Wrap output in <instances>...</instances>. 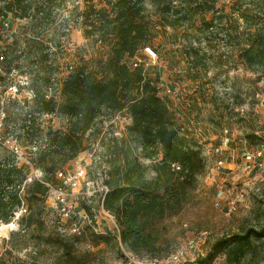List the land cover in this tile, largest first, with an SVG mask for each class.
<instances>
[{"label": "rangeland", "instance_id": "374dc122", "mask_svg": "<svg viewBox=\"0 0 264 264\" xmlns=\"http://www.w3.org/2000/svg\"><path fill=\"white\" fill-rule=\"evenodd\" d=\"M105 2L94 0L93 4L103 8ZM3 6L4 0H0V63L7 74L5 81L16 84L18 94L5 107L7 119L2 122L1 134L8 148L15 142L26 150L28 144L15 140L24 116L42 125L43 132L51 122L63 123L59 115H40L37 111L27 114L34 95H58L70 71L101 62L106 47L85 35L83 30L89 27L81 24L79 15L70 18L75 8L83 10L82 0L48 2L42 8L43 19L37 18L36 22L29 18L12 21L10 17V34L1 31ZM142 6L144 19L151 20L152 28L127 61H140L153 79H161L171 87L169 93L162 87L158 95L167 99L176 124L185 129L179 137L197 155L182 173L172 175L164 195V213H153L145 219L148 243L134 252L139 257L163 259L182 249L186 256L192 252L196 256L188 264H235L227 260V247L211 261L199 260L217 240L251 231L249 245L238 264H264V233L254 236L264 225V80L245 70L232 52L224 31L226 15L232 9L230 0H218L206 15L212 24L204 33L172 27L148 0ZM188 45L205 60L204 67L197 65L188 71L187 60L191 59L184 55ZM144 47L154 50V59L144 54ZM231 54L237 61L227 62ZM127 116L126 110L101 108L95 120L98 132L90 129L84 134L83 149L75 161L90 165L94 156H100L108 168L118 161L113 154L127 135ZM8 154V150L2 152L3 156ZM75 161L59 168L72 169ZM165 174L160 169V180ZM155 177L153 169L145 170L147 181ZM231 202L234 210L227 212ZM30 204L34 213L31 225L23 222L21 230L14 223L15 228L0 233V264H126V254L132 250L116 237L114 224L103 213L109 221L101 226L108 230L106 234H95L86 224L61 232L55 227L50 202L25 197L26 214L31 211ZM113 221L116 224L114 216Z\"/></svg>", "mask_w": 264, "mask_h": 264}, {"label": "trees", "instance_id": "16d2710c", "mask_svg": "<svg viewBox=\"0 0 264 264\" xmlns=\"http://www.w3.org/2000/svg\"><path fill=\"white\" fill-rule=\"evenodd\" d=\"M54 1L4 0L1 9L12 17L29 18L36 22L37 18L42 20L44 17L43 6ZM93 1L82 0L83 10L75 8V14H71L70 18L79 15L81 24L89 27L83 32L94 42L105 44L106 56L91 67L84 64L70 71L61 82L58 95L48 98L38 93L34 95L27 114L33 111L54 113L66 118L64 124H48L43 132L33 118L26 124L24 116L20 119L21 130L16 133L15 140L22 145L34 138L45 142V147L32 156L31 162L42 170L47 180H51L55 170L78 156L83 149L84 134L90 129L98 132L95 120L101 108L117 112L126 110L131 121L126 137L120 140L123 145L115 150L117 154H113L119 160L107 171L109 192L104 209L113 214L123 245L137 254L134 251L148 243L145 219L153 213H164V195L172 175L182 173L190 166L197 151L186 146L179 137L181 126L176 124L167 99L158 95L154 86L157 80L151 77L142 63L132 66L135 61H127V57L132 59L133 52L152 28L151 20H145L142 14V2L145 0H107L103 8H96ZM148 1L159 17L172 27L192 28L199 33L210 29L212 19L207 20L206 15L218 2L177 0L174 4L176 0ZM230 5L232 9L226 15L224 31L232 45V52L245 70L255 74L256 79L264 80V0H230ZM233 54L227 62L237 61ZM42 55L46 59L47 53ZM184 55L186 59H191L187 60L190 65L188 71L197 65L205 66V60L198 57L197 50L192 46L188 45ZM135 151L148 163L139 160ZM171 163H177L180 169L172 170ZM147 168L156 173L154 181L144 178ZM27 169L24 164L15 165L9 156L0 162V221L3 223L10 221L12 212L20 203L17 190ZM160 169L166 173L161 180ZM46 191L45 186L32 182L25 186L23 200L25 202L26 197L27 200L43 202ZM3 195L7 196V200H3ZM29 206L31 211L17 220L21 230L23 222L26 225L33 223L34 213L31 204ZM263 233L264 225L254 232V236L260 237ZM250 234L251 231H247L243 235L217 240L212 250L199 262L211 261L227 247L228 262L238 264L239 257L249 245Z\"/></svg>", "mask_w": 264, "mask_h": 264}, {"label": "built area", "instance_id": "2783aa9c", "mask_svg": "<svg viewBox=\"0 0 264 264\" xmlns=\"http://www.w3.org/2000/svg\"><path fill=\"white\" fill-rule=\"evenodd\" d=\"M4 12L5 11H3V13ZM2 17L1 31H8L10 34L12 31H9L10 21L8 19L10 17L12 21H19L20 19L16 16L12 17L7 12H5V16ZM144 54L152 59L155 57L154 51L150 47H144ZM2 59L3 57L0 56V61ZM139 63L140 61L134 62L132 66H136ZM6 79L7 74L3 72L0 63V147L4 151L8 150V156L13 158L15 165L20 166L24 164L28 167L25 178L18 186L17 190L20 203L12 212V217H10L8 223H12L13 225L15 223L17 225V220L20 216L27 213V206L23 200L24 188L32 182H37L47 189L44 200L46 203L50 202L54 209V224L57 230L61 232H64L66 229L73 231L80 227L81 224H86L95 234H106L108 230L101 228L102 221L107 224H109V221L102 215L103 213L105 216L109 217L110 221L114 224V229L117 233L116 237L118 238L119 232L113 221V216L109 214V211L104 209V201L109 192V186L107 184L108 167L105 166L100 156H94L93 160H90L89 165L86 161L81 162L80 159L75 161L79 156L78 154V156L72 160V162L75 161L72 169L58 168L53 173L52 179L47 180L42 170L31 162L32 156L45 147V142L43 140L34 138L28 143V147L25 148L26 150L15 142L8 148V145L3 142L1 127L2 122L7 119L5 116V107L8 103L12 102L18 94L17 85L6 82ZM154 86L158 91L164 87L167 93L171 92V87L161 79L158 80ZM44 114L56 115L54 113ZM29 120L30 119L25 121V123L28 124ZM62 120L64 124L66 118H62ZM127 120L130 123L131 120L129 116H127ZM51 124H54V122H51ZM179 130L180 132H185L184 127H180ZM115 133L120 132L118 131ZM227 142L228 140L224 142V145H226ZM216 151L218 152V149H216ZM8 156H4L0 159V162H3L4 158ZM219 165H221V163ZM219 165L216 166V169L220 168ZM170 166L174 171L180 169L177 163H171ZM3 200H7L6 195H3ZM233 210L234 202H231L230 206L227 208V212ZM13 227L15 228V225ZM136 255L138 254L132 252L127 253L126 264H188L189 262H193L196 257L193 252L186 256V252L182 249L170 253L163 259L151 258L148 256L139 257Z\"/></svg>", "mask_w": 264, "mask_h": 264}, {"label": "bare ground", "instance_id": "6f19581e", "mask_svg": "<svg viewBox=\"0 0 264 264\" xmlns=\"http://www.w3.org/2000/svg\"><path fill=\"white\" fill-rule=\"evenodd\" d=\"M13 224L12 223H0V233L6 229H10L13 228Z\"/></svg>", "mask_w": 264, "mask_h": 264}, {"label": "crops", "instance_id": "0c3cea01", "mask_svg": "<svg viewBox=\"0 0 264 264\" xmlns=\"http://www.w3.org/2000/svg\"><path fill=\"white\" fill-rule=\"evenodd\" d=\"M1 13H2V11H1ZM3 151H4V150H2L1 147H0V159H2V158L4 157V156L2 155V152H3ZM3 154H4V153H3ZM4 155H5V154H4ZM102 224H103V225H106V222L103 223V221H102ZM106 226H107V225H106Z\"/></svg>", "mask_w": 264, "mask_h": 264}, {"label": "water", "instance_id": "95a60500", "mask_svg": "<svg viewBox=\"0 0 264 264\" xmlns=\"http://www.w3.org/2000/svg\"><path fill=\"white\" fill-rule=\"evenodd\" d=\"M109 214L113 216V214L111 212H109ZM0 223H2V222H0Z\"/></svg>", "mask_w": 264, "mask_h": 264}]
</instances>
